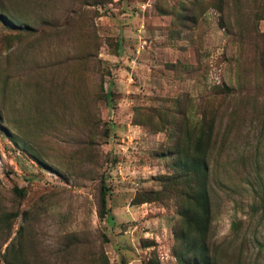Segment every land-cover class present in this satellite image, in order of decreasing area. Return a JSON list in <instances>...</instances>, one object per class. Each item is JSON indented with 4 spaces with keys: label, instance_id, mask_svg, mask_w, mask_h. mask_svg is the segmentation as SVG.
I'll use <instances>...</instances> for the list:
<instances>
[{
    "label": "rangeland",
    "instance_id": "rangeland-1",
    "mask_svg": "<svg viewBox=\"0 0 264 264\" xmlns=\"http://www.w3.org/2000/svg\"><path fill=\"white\" fill-rule=\"evenodd\" d=\"M178 153L264 264V0H0V264H183Z\"/></svg>",
    "mask_w": 264,
    "mask_h": 264
},
{
    "label": "trees",
    "instance_id": "trees-1",
    "mask_svg": "<svg viewBox=\"0 0 264 264\" xmlns=\"http://www.w3.org/2000/svg\"><path fill=\"white\" fill-rule=\"evenodd\" d=\"M176 161L180 172L178 177H174V183L177 188L183 187L181 191L179 190V195L186 198L192 206H183L180 212L186 229L179 230V227H176L174 235L178 245L174 252L175 256L183 264H219L213 261L209 251L213 216L209 163L196 156L183 157L179 153ZM110 196V188L103 182L101 208L102 215L108 219H112ZM234 229H240L239 225L234 224Z\"/></svg>",
    "mask_w": 264,
    "mask_h": 264
}]
</instances>
